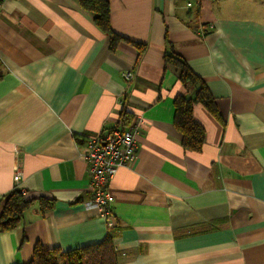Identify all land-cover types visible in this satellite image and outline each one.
<instances>
[{"label": "crops", "instance_id": "obj_1", "mask_svg": "<svg viewBox=\"0 0 264 264\" xmlns=\"http://www.w3.org/2000/svg\"><path fill=\"white\" fill-rule=\"evenodd\" d=\"M106 1L113 50L79 0H0V196L32 200L0 231V264L108 234L118 264H264V0ZM165 53L201 78L219 113L195 106L198 151L174 127L185 89ZM121 108L142 122L136 156L108 187V226L85 205L83 143L118 127Z\"/></svg>", "mask_w": 264, "mask_h": 264}, {"label": "trees", "instance_id": "obj_2", "mask_svg": "<svg viewBox=\"0 0 264 264\" xmlns=\"http://www.w3.org/2000/svg\"><path fill=\"white\" fill-rule=\"evenodd\" d=\"M80 6L90 12L93 22L104 33L109 35V48L113 50L119 40L110 24L109 4L106 0H79ZM140 52L145 48L137 44ZM164 65H173L177 70V83L185 89L184 94H177L173 99V124L180 137L184 151H198L204 140L205 129L195 118L194 109L197 104L204 106L215 116H219L214 100L201 78L179 56L165 53ZM132 117L128 110L121 108L119 113V128H126ZM39 209L42 211L51 207L52 200L39 197ZM32 200L23 197L19 190L13 189L0 199V231L14 228L21 220L24 210ZM25 264H118L117 253L113 247L110 234L100 242L78 247L72 250L45 248L36 245L32 258Z\"/></svg>", "mask_w": 264, "mask_h": 264}, {"label": "built area", "instance_id": "obj_3", "mask_svg": "<svg viewBox=\"0 0 264 264\" xmlns=\"http://www.w3.org/2000/svg\"><path fill=\"white\" fill-rule=\"evenodd\" d=\"M125 81L132 79L130 71H124ZM141 117L133 118L129 126L103 130L100 134L88 137L83 143V158L89 173L91 196L85 205L94 208L112 225V197L108 191L111 179L119 167L127 166L136 156L137 135L141 125ZM21 172L15 168L14 178L18 180ZM23 194V191H20ZM1 198V196H0Z\"/></svg>", "mask_w": 264, "mask_h": 264}]
</instances>
